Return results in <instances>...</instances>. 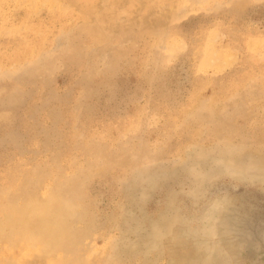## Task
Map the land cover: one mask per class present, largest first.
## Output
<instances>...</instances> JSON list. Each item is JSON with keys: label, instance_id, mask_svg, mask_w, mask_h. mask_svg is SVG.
Here are the masks:
<instances>
[{"label": "rangeland", "instance_id": "374dc122", "mask_svg": "<svg viewBox=\"0 0 264 264\" xmlns=\"http://www.w3.org/2000/svg\"><path fill=\"white\" fill-rule=\"evenodd\" d=\"M0 264H264V0H0Z\"/></svg>", "mask_w": 264, "mask_h": 264}, {"label": "bare ground", "instance_id": "6f19581e", "mask_svg": "<svg viewBox=\"0 0 264 264\" xmlns=\"http://www.w3.org/2000/svg\"><path fill=\"white\" fill-rule=\"evenodd\" d=\"M27 209H28V207H27V206H25L24 210H25V211H28ZM42 214H43V213H42ZM50 215H51V214H50ZM43 216H44V214H43ZM47 216H48V215H47ZM59 225H60V224H59ZM57 227H59V228H60V226H57ZM60 229H61V228H60ZM60 231H61V230H60Z\"/></svg>", "mask_w": 264, "mask_h": 264}]
</instances>
